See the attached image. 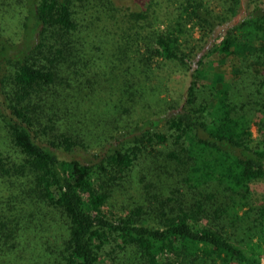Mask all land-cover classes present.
I'll return each instance as SVG.
<instances>
[{
    "label": "trees",
    "instance_id": "trees-1",
    "mask_svg": "<svg viewBox=\"0 0 264 264\" xmlns=\"http://www.w3.org/2000/svg\"><path fill=\"white\" fill-rule=\"evenodd\" d=\"M122 1L0 0V264H263L264 0Z\"/></svg>",
    "mask_w": 264,
    "mask_h": 264
},
{
    "label": "rangeland",
    "instance_id": "rangeland-1",
    "mask_svg": "<svg viewBox=\"0 0 264 264\" xmlns=\"http://www.w3.org/2000/svg\"><path fill=\"white\" fill-rule=\"evenodd\" d=\"M123 1H122L123 4H125V2L128 3V1H130V0H123ZM209 1L210 0H206V2L210 5H212L213 8H215L216 10L219 9L217 0H211L210 2ZM244 11H245V5L243 3L241 10H240V16L243 15ZM8 22H9V20H8ZM11 22H12V20H10V23ZM8 27H9V25H8ZM221 31H222V29L220 30V32ZM220 32H218L217 34L220 35ZM196 37L199 38L200 36L197 34ZM213 41H215V40H211V42H209L208 45L204 44L206 50L213 48V45L215 43ZM220 41H221V38L219 40H217V43H219ZM223 57L224 56H217L216 60H215L214 69H212V67H210L209 73H210L211 78L213 77L214 72H217V70L218 71L220 70V71L225 73L227 78L230 80L229 82L237 80L239 75L235 74V70L238 67L237 66L238 62L233 58L230 59V61H229ZM156 64H154V66H156V67H155L154 75L151 77V82H148L146 85H144L142 87L143 96L147 97L150 100L153 99V97L155 95L156 96L159 95L160 98H166V99H169L172 97L185 96L187 89L189 87V84L191 82V72H186L185 70H181L180 68H173V67H170V69L169 68L160 69V66L158 67V64L157 65ZM107 72L111 73L112 68L108 67ZM107 78L110 81L108 84L110 85V87H112V89H111L110 94L108 96H105L107 98L101 97L97 101L98 102L97 105H99L101 108H103L104 102L107 99H111V101L116 102V100H118L121 97V90L117 88L118 78H116V77L114 78L113 75H111V74L107 75ZM254 132H255V130H254ZM254 136H255L256 140H260V137L258 134H256V132H255ZM133 183L136 185L135 182H133ZM127 189L131 193L134 190V189L131 190L130 186H128ZM253 192L254 193L252 195L251 200H253V202L257 203L259 200L264 198V183L261 185H259V184L253 185ZM125 198H127L126 193H124L122 195L120 192L115 193V200H117L119 202H124ZM246 209H249V207H247ZM250 240H252L253 243H259V241H260V239H258L257 237H253V238L251 237ZM262 249L264 250V242L262 243ZM262 263L264 264V258L262 260Z\"/></svg>",
    "mask_w": 264,
    "mask_h": 264
}]
</instances>
